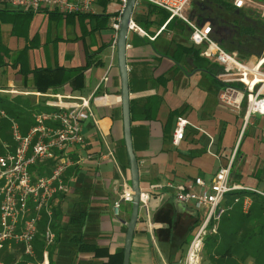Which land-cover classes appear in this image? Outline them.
Instances as JSON below:
<instances>
[{
	"label": "crops",
	"instance_id": "crops-1",
	"mask_svg": "<svg viewBox=\"0 0 264 264\" xmlns=\"http://www.w3.org/2000/svg\"><path fill=\"white\" fill-rule=\"evenodd\" d=\"M102 1H96L88 15L65 17L67 14H62L51 18L49 12L54 10L45 9L34 12L28 21L24 15L1 12L8 8L0 6V47L8 50V56H19L26 49L23 54L31 67L83 66L90 55L94 62L99 61L84 71V86L80 91H70L67 87L57 92L33 91L22 86V75L17 67L8 65L0 69V94L27 98L31 104L29 107L38 103L47 107L46 101L50 98L45 95L99 96L91 102L93 119L83 125L84 144L72 152L79 163L64 174L67 190L56 195L51 202V227L56 239L49 249V264H106L109 255L123 250L130 205L122 202L119 214L115 216L113 212V203L121 194L124 183L129 186L122 134L120 79L111 18L107 28H99L97 23L98 14L112 13L120 7L116 1L105 4ZM148 5L139 2L134 12L145 13ZM139 27L148 37L129 31L126 65L132 103L131 139L140 186L142 190H148L154 183L167 180L182 183L195 177L210 181L234 151L238 123L233 128L232 140L224 139L229 115L238 118L218 100L221 85L216 73L219 67L203 57L197 66L190 55L177 56L176 44H190L185 40L189 37L188 28L182 35L175 36L174 29H166L165 23ZM105 75L107 80L103 81ZM170 111H177L178 116L191 123L177 146L170 141L176 116L170 120ZM248 128L254 138L260 131L261 136L256 139L264 142V116L254 118ZM210 139L212 144L208 146ZM234 157L235 153L233 160ZM241 159L242 155H237L235 163ZM262 161L258 185L255 186L252 180H243L246 187L255 186L264 191ZM241 181L237 183L245 186ZM146 206V209L139 206L129 264H180V247L184 245L187 228L191 224L196 227L203 212L177 201L165 189L148 192ZM77 212H84L85 220L80 226H71L69 217ZM75 232L81 235L85 245H94L99 250L78 251L79 243L71 240ZM34 246L39 254L42 249L40 236L35 239ZM202 255L203 250L201 263ZM0 259L5 264L26 263L28 260L20 247L12 243L2 246Z\"/></svg>",
	"mask_w": 264,
	"mask_h": 264
},
{
	"label": "built area",
	"instance_id": "built-area-1",
	"mask_svg": "<svg viewBox=\"0 0 264 264\" xmlns=\"http://www.w3.org/2000/svg\"><path fill=\"white\" fill-rule=\"evenodd\" d=\"M96 1L98 0H0V6L33 13L46 9L62 14H89ZM108 1L118 2L121 9L126 0ZM194 1L201 0H136V5L139 2L148 3L166 11L167 20L176 18L186 25L190 44L200 49L201 57L219 67L216 73V79L221 85L218 100L242 119L230 159L218 167L210 181L200 177L182 183L167 180L151 184L148 190L141 192L139 206L145 209L148 192L165 189L177 201L203 212L180 264L201 263L205 236L216 233L221 216L231 208L226 204L227 194L241 190L264 198V191L234 183L230 175L233 156L242 134L252 125L254 118L264 116V51L259 55L240 57L237 51L222 48L212 39L208 22L200 24L195 18L190 19L186 13ZM230 2L235 7L248 9L258 18L264 19V0ZM110 27L115 40L119 14L111 17ZM163 28L164 25L158 33ZM129 31L147 36L133 20L129 22ZM106 78L105 75L103 81ZM45 96L50 98L46 101L47 109L33 112L31 124L24 132L15 119L0 109V116L8 120L10 134V142L0 139V249L6 243L19 246L28 258L25 264H49V249L55 241L51 227V202L56 195L67 190L64 174L79 163L72 152L75 147L84 144L83 125L87 120L93 119L91 102L99 97L92 94L88 97L58 94ZM188 126L191 123L184 117L175 118L170 138L172 145L180 143ZM211 144L210 139L208 146ZM207 150L215 156L210 149ZM124 185L113 203L115 216L119 214L122 202L131 201L130 186ZM238 202L241 203L242 212H247L251 198L247 194L242 198L235 196L233 203ZM40 224H43L41 230ZM38 236L42 240L39 254L34 246ZM0 264L5 263L0 259Z\"/></svg>",
	"mask_w": 264,
	"mask_h": 264
},
{
	"label": "trees",
	"instance_id": "trees-1",
	"mask_svg": "<svg viewBox=\"0 0 264 264\" xmlns=\"http://www.w3.org/2000/svg\"><path fill=\"white\" fill-rule=\"evenodd\" d=\"M107 2L109 1L103 0L101 3L105 4ZM190 7L188 13L189 18H195L200 24L208 22L211 26L212 39L225 50L237 51L240 57H247L250 54L259 55L264 48V19L258 18L252 11L237 8L232 5L229 0L194 1ZM210 9H214L216 12L213 15H202L201 11H209ZM1 12L19 14V16L24 15L25 21H28L33 14V12L29 10L11 8H8V10H1ZM119 12L120 8L112 13L103 12L102 14H98L97 23H99V28H107L109 19L112 16L118 15ZM49 14L51 18H57L62 15V13L56 11L49 12ZM75 15L84 16L88 14H67L65 17H72ZM167 18L168 13L166 11L152 5L147 6L145 13L136 10L133 15V20L137 25H145L148 27V25L160 26L165 23L166 29L175 30H173L175 36L182 35L184 29H187L182 21L176 18L167 20ZM185 40L188 41V36ZM7 51V49L0 47V69L8 65L17 67V71L22 75V86L29 87L31 90L41 93L48 91L57 92L62 87H67L70 91H80L84 86V71L90 65H97L99 63V61L94 62L92 60V55H90L83 66L65 67L62 65H55L53 67H31L26 55L23 54L26 49L16 57L8 56ZM174 51L179 58L182 55H190L194 64L197 66L200 59H202L200 56V49L191 44H176ZM173 61L178 63L175 58H173ZM3 102H5V104H3ZM28 103L29 100L27 98H21L20 96L10 97L5 94H0V109H2L6 115L15 119L23 132L31 124V114L33 111L37 112L42 109H47V107H41L39 103L35 104L33 107L25 106ZM177 114V111H170L168 118L171 120L175 115L176 118L178 116ZM236 117L240 118L237 115ZM240 125L237 123V133L239 132ZM6 128L8 129V133L6 132ZM256 136L260 137V131L256 132ZM0 139L10 142L8 120L1 116ZM237 155H239V146H237L235 151V157ZM235 157L231 165V181L237 183L238 180L241 181L242 179L241 183L244 184L243 177H236ZM260 170L261 169H258L252 174L251 172L248 173L257 178V182L254 183L255 186H257L260 181ZM244 194H247L251 198V204L247 212H242L240 202L233 203L235 196L242 198ZM226 204L230 205L231 208L221 216L217 224L216 233L207 234L205 236L203 255L206 264H264V198L253 192L239 190L226 195ZM128 205H130V202H128ZM84 220V212L73 213L69 217L71 226H80ZM198 225H196V227ZM194 227L195 225L191 224L187 228L188 233L183 240L184 245L180 247L181 258L196 229V227ZM42 228L43 225L40 230ZM193 228L194 230L192 231ZM71 240L79 243L78 251L92 252L99 250L94 245H85L82 242L81 235L78 236L76 232L71 237ZM122 252L123 250L120 249L118 252L109 255L106 264H121ZM17 264L25 263L23 261Z\"/></svg>",
	"mask_w": 264,
	"mask_h": 264
},
{
	"label": "water",
	"instance_id": "water-1",
	"mask_svg": "<svg viewBox=\"0 0 264 264\" xmlns=\"http://www.w3.org/2000/svg\"><path fill=\"white\" fill-rule=\"evenodd\" d=\"M136 0H126L119 12V27L115 39L116 65L120 79V108L123 142L128 160L129 186L131 192L130 213L125 222L126 233L123 244L122 264H129L132 237L138 219L140 195L142 188L139 182L138 163L131 139L130 91L126 65V42L129 33V22L136 9Z\"/></svg>",
	"mask_w": 264,
	"mask_h": 264
},
{
	"label": "rangeland",
	"instance_id": "rangeland-1",
	"mask_svg": "<svg viewBox=\"0 0 264 264\" xmlns=\"http://www.w3.org/2000/svg\"><path fill=\"white\" fill-rule=\"evenodd\" d=\"M230 1V0H229ZM200 7V6H198ZM189 7L186 11V13L188 14L190 11ZM216 11L214 9H210L209 11H201L202 15L204 14L205 16H207V14L213 15ZM264 49V48H263ZM262 49V51L260 52V54L264 51ZM17 101L19 102V100L17 99ZM3 104H5V102H3ZM27 107L31 106V104H27L25 105ZM229 121H227L228 125H227V129H226V134H225V138L224 139H231V137H233V132H234V126L236 127V122H238V124L240 125V123L242 122L241 117L236 119L235 117L232 118L231 115H229ZM241 126V125H240ZM6 132L8 133V129L6 128ZM235 132H236V128H235ZM239 133V132H238ZM238 133L236 132V136H234L235 142L234 145L236 143V139L238 136ZM251 131L250 128L247 129V131L245 132V134H242L239 143L237 146H239V154L242 155V159L240 160V162L236 163V177H243L244 180H252L253 182H257V178H255L252 175H249L248 173H250L251 171H257L258 169H260V165H263V161L264 160V142L257 140L256 138L252 137L251 135ZM261 136V134H260ZM233 139V141H234ZM262 140L263 136H262ZM261 172V170H260ZM264 175V173H262ZM246 186V185H245ZM253 187V186H252ZM256 188V187H253ZM204 254V253H203ZM203 256V263L202 264H206V260L204 255Z\"/></svg>",
	"mask_w": 264,
	"mask_h": 264
}]
</instances>
